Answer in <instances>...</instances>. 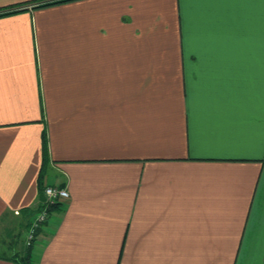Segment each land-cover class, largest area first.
<instances>
[{
    "label": "crops",
    "instance_id": "0c3cea01",
    "mask_svg": "<svg viewBox=\"0 0 264 264\" xmlns=\"http://www.w3.org/2000/svg\"><path fill=\"white\" fill-rule=\"evenodd\" d=\"M41 2L0 0V264L41 174L34 264H264V0Z\"/></svg>",
    "mask_w": 264,
    "mask_h": 264
},
{
    "label": "trees",
    "instance_id": "16d2710c",
    "mask_svg": "<svg viewBox=\"0 0 264 264\" xmlns=\"http://www.w3.org/2000/svg\"><path fill=\"white\" fill-rule=\"evenodd\" d=\"M66 1H70V0H43V2L35 5V7H45V6H49V5H54V4H59V3H62V2H66ZM17 12V11H15ZM10 13H13V11H3V12H0V16H5V15H8ZM46 137L45 135L43 134V149H44V154H43V161H45L46 159ZM42 176L44 177V175L41 174V182H40V185H39V192L40 194L43 193V201L41 203V206H37L36 208H33V209H23L22 212L23 213H27L29 212V214L32 216L34 214H36L37 212H40L43 207H44V200H45V194H44V190H45V183L43 184L42 183ZM57 207H61V201H57L53 204H50L47 208V211L48 213L50 211H52L53 208H57ZM30 216V217H31ZM32 222H29L28 221H25L23 222V226H28V229L30 228ZM37 231L38 229H36V232H35V235L37 234ZM34 243L31 242V244L27 245L25 243V245L22 247V249H17L14 250L13 253H10L8 256L6 255V258L8 260H10L13 264H34L35 262L33 261L32 257H31V247H32V244Z\"/></svg>",
    "mask_w": 264,
    "mask_h": 264
},
{
    "label": "built area",
    "instance_id": "2783aa9c",
    "mask_svg": "<svg viewBox=\"0 0 264 264\" xmlns=\"http://www.w3.org/2000/svg\"><path fill=\"white\" fill-rule=\"evenodd\" d=\"M45 194V200H44V207L39 212L38 216L34 219L32 222L29 231L28 236L26 239V244L29 245L31 242H33L36 238L35 232L36 229L47 220L48 217V211L47 208L50 204H53L57 201H63L66 198H68V191L64 188L60 187H53V186H45L44 190Z\"/></svg>",
    "mask_w": 264,
    "mask_h": 264
},
{
    "label": "rangeland",
    "instance_id": "374dc122",
    "mask_svg": "<svg viewBox=\"0 0 264 264\" xmlns=\"http://www.w3.org/2000/svg\"><path fill=\"white\" fill-rule=\"evenodd\" d=\"M8 225H11V223L10 222H7V221L1 222L0 223V232L1 233H4V231L6 229V226H8ZM37 229H39V227ZM28 231H29L28 226H25L24 225V227L19 228L17 237H14V239L16 238L17 241H18V243H17L18 245L16 247L17 249H20L21 245H22V247L25 245L26 239H27V236H28ZM37 235H38V233L36 234V238H37ZM13 244H15L14 241H13Z\"/></svg>",
    "mask_w": 264,
    "mask_h": 264
}]
</instances>
